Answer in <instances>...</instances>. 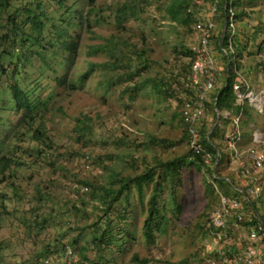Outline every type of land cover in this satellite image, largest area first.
<instances>
[{
    "label": "rangeland",
    "instance_id": "1",
    "mask_svg": "<svg viewBox=\"0 0 264 264\" xmlns=\"http://www.w3.org/2000/svg\"><path fill=\"white\" fill-rule=\"evenodd\" d=\"M23 1L14 0L13 4H22ZM64 1L66 7H60L54 1L42 0L44 11L49 17L45 32L46 40L58 39L52 24L64 22L62 19L66 16L61 14L74 16L75 10L83 13L88 11V0ZM125 1L97 0L96 6L100 8L104 20L98 24L91 22L90 26L83 14L81 18L84 24L74 26L70 30L79 43L76 57L65 59L62 56L56 57V54H48L47 57L54 62L52 67L49 70H43L41 67L35 70L36 75L29 78L33 83L30 88L44 93L46 99L50 97V114L46 126L42 129L47 131L49 138L54 142V152L52 158L34 165L25 172V175L17 176L14 180L24 186L30 196L35 192L34 185L50 184L52 196H49L45 206L38 205L33 215L28 213L24 217L22 210L13 213L9 218L5 217L0 234L3 243V249H0V264H42L38 262L42 245L47 243L48 239L53 240L56 236L60 238L62 234H65V251L61 257L58 254H51V264H66L68 247L74 251L73 264H95V261L101 264H140L134 259L136 254L140 258L148 259L149 264L216 262L214 259L209 261L208 258V254L214 249V237H210L208 231L207 238L204 239L202 228L199 227V222H206L202 214L209 212L212 215L215 208L207 210L205 182L212 180L210 173L205 170L198 171L196 168L184 170V186L181 188L184 210L179 220L170 227L168 234L157 238L153 244H148L143 233V223L148 217V202L153 193L152 185L145 187L143 199L140 198L138 190L133 188L129 204L125 200L115 202L111 216L116 218L119 207L127 206V217L123 222H115L117 228L110 229L118 238L110 248L100 252L99 246L93 241L95 228L88 227L90 223L98 220L99 202L91 197L94 186H109L112 172L120 171L124 175L141 173L156 159L167 160L190 150L188 139H184V125L181 120L183 105L173 98L159 96L150 88H146L134 100L130 97L131 93L125 90L129 86H136L137 81H145L148 76L171 74L172 71L188 75L190 66L187 72L183 68L189 59L182 53H177L174 48H180L182 44L190 46L195 42L193 26H181L171 21L166 10L169 0H154L139 18L131 20L127 28L118 33L115 10ZM253 4L248 5V16L237 19L236 34L238 33L243 45L248 44L244 55L237 59L238 69L251 85L259 90L264 89V66L260 65L264 60V0H258ZM210 5L211 2L207 0H194L195 14L207 18ZM67 6H74L70 14ZM2 11L4 21L8 10ZM81 18L78 16L75 21L80 23ZM113 34L118 36L117 40L121 37L123 42L135 44L138 51L146 49L144 55L136 59V63L143 68L142 65L147 61L149 67L133 79L109 87L107 83L109 77L112 75V80H117L120 75H127L129 67L125 64L117 71H111L100 65L83 87L80 84L79 87H70L68 84L57 86L58 76L68 73L69 80L78 81L79 76L88 70L91 63L102 64L110 60L107 52H94L93 46L103 43L105 38L108 39ZM217 62L218 78L215 85L220 87L225 76L222 56H217ZM36 78H39L38 83L35 81ZM42 79L44 81L39 84ZM26 88L29 89L28 86ZM186 94L185 92L184 100L189 96ZM5 97L10 96L6 94ZM253 109L254 121L248 127L243 126L244 130L250 128L251 133L259 130L264 140V111H258L254 107ZM82 114L88 115L91 119L92 128L87 135H78L74 129L76 117ZM18 116L3 112L1 119L6 125H0V136L10 130L9 120L15 121ZM152 136L165 140L167 144L152 145L149 142ZM124 139L130 142V145L123 144ZM245 143L251 145L252 141L249 138ZM221 148L229 151L224 142L221 143ZM261 149L264 150V143ZM25 159L31 162L29 157L26 156ZM224 163L222 160L221 167L217 168L219 178L231 176ZM78 179H89L93 187L87 188L77 183ZM160 196L165 201L168 200L166 192H162ZM27 199L29 198L14 202L24 209L35 206ZM74 205L78 209L74 207L70 210L69 207L72 208ZM165 206L169 216H172L170 204L167 202ZM64 212L66 214H63ZM37 216L50 217L49 228L38 235L35 224ZM207 223L209 229L210 219ZM122 227L126 230L122 231ZM75 239L77 243L72 245ZM209 242L211 244H208ZM83 247L87 249L86 258L80 255Z\"/></svg>",
    "mask_w": 264,
    "mask_h": 264
},
{
    "label": "trees",
    "instance_id": "2",
    "mask_svg": "<svg viewBox=\"0 0 264 264\" xmlns=\"http://www.w3.org/2000/svg\"><path fill=\"white\" fill-rule=\"evenodd\" d=\"M23 1V0H22ZM59 4L60 7H66L64 0H50ZM97 0H88V11L75 10L74 16H66L62 21L52 24V28L56 31L58 39L56 41L46 40L45 32L47 30V21L49 20L48 13L44 11V5L42 0H24L22 4H13L14 0H0V125H6L1 118L3 112H7L10 115L18 114V118L11 123L10 130L6 131L3 136H0V234L3 228V222L5 217L9 218L13 213L24 211V217L30 213L34 214L38 209V205L45 206L48 203L49 196H52L51 186H43L41 183L34 185L33 195L30 196L29 192H26L24 186L17 184L14 178L17 176L25 175L27 170L33 168L34 165L46 162L47 159L52 158L53 155V141L49 138L47 131L42 128L46 126L48 121V115L50 114V105L48 96L44 93H40L37 89L30 88L33 83L30 81V77L36 75L37 69L49 70L53 65V60L47 57L48 54H56V57H64L70 59L76 57L79 50V43L70 32L72 27H77L84 24V20L81 18L85 15V19L88 20L91 26V22L98 24L103 21V14L98 6H96ZM154 0H126L119 4L115 10L118 33L127 28L128 23L131 20L139 18L142 12H145L147 8ZM212 2L214 0H207ZM258 0H233V6L236 10V18L242 19L248 16V5L253 6L254 2ZM18 2V0H17ZM194 0H169L166 5L167 13L171 21L181 26L191 27L193 23L198 20V14H195V8L193 9ZM74 6H67L68 13L73 11ZM8 10L7 17L2 20L3 11ZM80 16L81 22L77 23L76 17ZM226 9L224 2L220 3L218 8V14L216 16V31L212 37V45L217 56H222L224 59V71L223 83L220 87H216L210 94L209 102L207 103L209 109L207 116L203 122L202 137L203 144L213 154L212 164H207L204 157L201 154H195L193 151L188 150L185 154L175 156L167 160L156 159L154 162L148 164L144 171L137 174L124 175L122 172H112L110 175V185H98L94 186L92 192V199H97L99 206L98 220L90 223L89 228H95V235L93 241L99 246V251L110 248L118 238L110 231L111 228H117V224L120 221H125L127 217V206L119 207L118 215L116 218L111 216V209L114 208V204L117 201L125 200L129 204V197L133 188H136L141 199L145 196V187L152 185L153 193L148 202V217L143 223V233L146 237L148 244L156 242L157 238L168 234L170 227H173L178 220L179 216L184 210L185 204L181 201L182 187L184 186V170L197 169L198 171H204V168H208L210 172L213 171V164L217 152L215 147L211 144L221 147L223 143V129L217 124L213 129V125L217 119V113L215 108L219 110H229L232 114L238 115L243 109L242 125L249 126L254 121L252 113L253 107L248 103L237 104L236 97L233 92L232 83L234 80L233 60L231 66L228 65L229 57H236V64L239 68L240 58L244 55V51L247 47V43L243 45V42L238 38V33L230 42V28L226 23ZM217 26L219 30L217 31ZM116 34L105 38L103 43L93 46L94 52L105 51L109 54L110 60L104 63L94 64L91 63L87 71L79 76V80H69V74L66 73L56 78L57 86L69 85L70 87H83L88 79L91 77L93 71L97 66L103 65L107 69L117 71L121 65L127 64V75H120L117 80H112V75L107 81L108 86L117 84L118 82L129 81L135 76L139 75L146 67H149L147 61L142 65H137L136 59L144 55L146 49L139 50L135 44L126 43L123 40L118 39ZM230 44L233 45L235 52L232 53ZM243 46V47H242ZM56 47V49H55ZM222 47L228 50V55L223 53ZM177 53H182L184 57L189 59L187 65L184 66V70L190 66V58L193 56V51L188 45L182 44L180 48H174ZM219 53V55H218ZM143 57V56H142ZM9 63V64H8ZM260 65L264 66V60L260 62ZM34 66V70L32 68ZM131 68V69H130ZM29 69H31L29 71ZM36 70V71H35ZM56 71V69H54ZM44 73V71H43ZM185 73L179 74L171 72V74H162L160 76H148L143 82H136V86H129L125 91H129L132 100L137 98V95L145 91L146 88H150L151 91L159 94V96H166V98H173V100L184 105L185 92H179V86L185 81ZM38 79L35 81L38 83ZM44 81L42 79L39 84ZM29 87V89L26 88ZM124 91V92H125ZM8 94L10 97H5ZM188 95V94H186ZM48 100V103L46 101ZM216 101V103H215ZM74 124L75 131L78 135H87L90 133L92 124L88 115L82 114V116L76 117ZM184 125V139H187V127L184 124L183 118H181ZM221 122L224 125H228L232 122L230 118L221 117ZM210 133V141L207 139L208 132ZM250 128L244 130V141L251 136ZM152 145L167 144L165 140H160L155 136H152L149 141ZM123 144L130 145V142L124 139ZM247 144V143H245ZM169 145V144H168ZM226 155L221 150V163L222 160H226ZM29 157L31 162H27L25 157ZM221 167V165H219ZM211 175V174H210ZM231 177L235 180V176L231 173ZM216 182L219 187L227 194H233L231 186L223 178H217ZM85 187H93L92 182L89 179H78V182ZM206 189L205 194L208 200L207 210L214 208L218 202V195L215 192L213 184L209 181L205 182ZM86 188V189H87ZM166 192L168 200L162 199L161 193ZM27 199L28 202L34 203L35 206H31L28 209L20 208L16 202ZM16 201V202H14ZM167 202L172 207V216H169V212L165 210ZM126 204V205H127ZM261 210L264 214V205L261 202ZM69 207L70 210H73ZM78 208H76L77 210ZM70 213V212H69ZM67 213V214H69ZM63 214H66L65 212ZM50 215H53L50 213ZM19 217V215L17 216ZM202 217L206 218V222H199V227L202 228V235L204 239L208 235L207 222L211 217V213L205 212ZM257 222V221H255ZM207 223V224H206ZM246 223V222H245ZM36 234L38 235L43 230L49 228L50 217L49 216H37L35 220ZM206 224V226H205ZM173 225V226H172ZM22 226V225H20ZM24 227V226H23ZM122 231L126 229L121 228ZM64 235L55 237L53 240L48 239L47 243H44L40 249L38 255V262L44 264L45 260L51 254H58L62 256L65 251ZM123 237V235L121 236ZM108 239V240H107ZM123 240V238H121ZM245 242L247 241L244 239ZM0 240V249H3V243ZM77 243L75 239L73 244ZM86 248H81L80 255L86 258ZM225 256L232 258L234 252L226 251ZM209 261L211 259L219 260L220 254L217 251H211L208 254ZM135 260L140 264H149V260L140 258L136 254ZM206 259V258H205ZM95 264H101L99 261H95ZM211 264V262H210Z\"/></svg>",
    "mask_w": 264,
    "mask_h": 264
},
{
    "label": "built area",
    "instance_id": "3",
    "mask_svg": "<svg viewBox=\"0 0 264 264\" xmlns=\"http://www.w3.org/2000/svg\"><path fill=\"white\" fill-rule=\"evenodd\" d=\"M222 2L225 5L226 23L230 28V42H232L237 30L233 0H214L211 2L208 17L198 16V20L193 23L196 40L189 46L193 51V56L190 58V72L184 78L183 85L178 88L179 92L185 91L189 95L181 110L184 124L187 127L189 148L195 154H201L207 164H212L213 153L203 144L202 128L209 109L207 103L211 92L216 88L215 81L218 78V62L212 45V37L215 35V18ZM230 49L232 53L235 52L232 44H230ZM222 50L228 55L226 48L222 47ZM232 60L234 62L232 88L237 104L248 103L258 111H264V89L257 90L251 85L238 69L236 57H229V66ZM215 111L217 119L213 127L217 124L221 126L223 142L229 151L210 141L212 131L210 130L207 139L215 147L217 156L214 160L213 171L210 172L206 167L204 170L211 174V183L218 195V202L210 217L209 236L214 237L212 251L220 254V259L213 264H264V214L260 207L261 202L264 205V150L261 149L264 140L261 132L255 130L250 136L252 144H245L242 125L243 109L238 115L218 108H215ZM222 116L230 118L232 122L223 125ZM221 150L227 153L224 167L229 174L232 173L235 176V180L228 175L223 178L233 190V194L230 195L225 193L216 182L219 178L217 168L221 165ZM244 239L247 241L245 242ZM226 251L234 252V256L232 258L225 256ZM73 257L74 251L68 247L66 264H73ZM44 263L51 264V260L47 258Z\"/></svg>",
    "mask_w": 264,
    "mask_h": 264
},
{
    "label": "clouds",
    "instance_id": "4",
    "mask_svg": "<svg viewBox=\"0 0 264 264\" xmlns=\"http://www.w3.org/2000/svg\"><path fill=\"white\" fill-rule=\"evenodd\" d=\"M48 258L51 260V257H50V256H49ZM44 264H45V263H44Z\"/></svg>",
    "mask_w": 264,
    "mask_h": 264
},
{
    "label": "water",
    "instance_id": "5",
    "mask_svg": "<svg viewBox=\"0 0 264 264\" xmlns=\"http://www.w3.org/2000/svg\"><path fill=\"white\" fill-rule=\"evenodd\" d=\"M214 128V127H213ZM212 130V129H211Z\"/></svg>",
    "mask_w": 264,
    "mask_h": 264
}]
</instances>
